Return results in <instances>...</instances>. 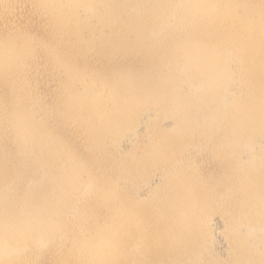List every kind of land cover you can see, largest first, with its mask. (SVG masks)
<instances>
[{
	"label": "bare ground",
	"instance_id": "1",
	"mask_svg": "<svg viewBox=\"0 0 264 264\" xmlns=\"http://www.w3.org/2000/svg\"><path fill=\"white\" fill-rule=\"evenodd\" d=\"M0 264H264V0H0Z\"/></svg>",
	"mask_w": 264,
	"mask_h": 264
}]
</instances>
